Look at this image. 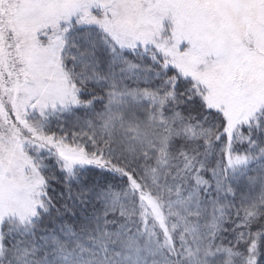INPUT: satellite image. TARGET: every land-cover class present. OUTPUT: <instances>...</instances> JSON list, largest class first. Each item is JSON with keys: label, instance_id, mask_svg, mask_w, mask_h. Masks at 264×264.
Instances as JSON below:
<instances>
[{"label": "snow or ice", "instance_id": "1", "mask_svg": "<svg viewBox=\"0 0 264 264\" xmlns=\"http://www.w3.org/2000/svg\"><path fill=\"white\" fill-rule=\"evenodd\" d=\"M0 264H264V0H0Z\"/></svg>", "mask_w": 264, "mask_h": 264}]
</instances>
